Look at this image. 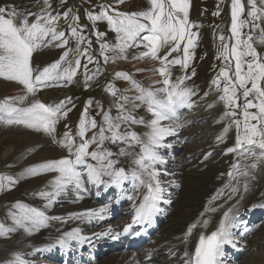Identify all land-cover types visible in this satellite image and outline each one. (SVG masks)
Wrapping results in <instances>:
<instances>
[{
	"label": "rangeland",
	"instance_id": "1",
	"mask_svg": "<svg viewBox=\"0 0 264 264\" xmlns=\"http://www.w3.org/2000/svg\"><path fill=\"white\" fill-rule=\"evenodd\" d=\"M48 2L50 4L48 11H50L52 15H59V19L55 23L57 32H64L65 35L61 39L52 40L51 34H49V36L40 41L41 46L32 54L31 66L33 68V75L35 76L45 67L59 62V67L53 71L54 78L47 81L44 86L38 85V90L35 93H28L24 86L17 82L0 78V80L7 83V86L0 87V103L5 102L7 99L8 103L12 104L14 107L26 108L33 102L39 100L48 106L60 105L61 102H63V107L59 119L55 124V132L52 135L42 130L37 131L29 129L23 125L4 126L0 124V176H11L16 181L10 188L7 187V181H4L5 188L0 190V225H3L5 228L14 229L13 225L11 226V224L8 223V219L4 216L7 212V210H5L7 207H12L10 208L9 215L13 213V215L18 216V214H21V209L17 207L18 202L27 207L37 208L38 206V203L32 199V196L37 192L36 188L40 186L45 177H42L43 174L29 175L24 171L25 167L23 164L25 159L23 156L26 155V152H24L23 146H25L27 135H31V140L34 138L37 141L42 138L44 140H53L52 143L59 149V141L64 139V134L66 132L70 133L75 142L73 145V150L75 152V147L82 142L81 137L78 135V126L85 110H87V119H95L97 124L95 129L91 127L88 128L85 139L91 140L93 135H97V142L100 127L104 125L105 114H109L113 118L117 117L119 114V104L124 105L125 113L130 111L136 119L143 118V120H146L152 116V114L147 111V105L142 101L137 103L130 101L128 88L134 85L133 82H135V85H139L140 88L148 90V86L145 84L143 78V72L147 71V69H131L129 64L131 62H139L144 58L146 61L152 60L154 65H152L153 67L151 70L156 76L158 75L157 77L163 88L168 87V85L163 83L164 79L167 78L172 85H178L180 88L189 89L192 93L190 97L192 100L196 101L204 95L212 96L214 99L216 98L217 102L221 105V116L225 119L226 124L229 128L233 129L237 137V125L235 121L240 120L239 132L243 135L244 105L246 100H252L253 103H257L258 101L255 95L250 94L245 98L243 96V89L238 87L235 105L226 106L225 102L220 99L223 95V88L225 84L228 83V81L221 76L222 69L228 71L232 80H235V60L230 54L231 46L235 44V38L232 36L231 32L232 0H188V25L186 27L189 32L194 34V39L193 45L189 48L188 54L190 59L187 60L186 67L184 66V47L187 45V36L182 41L162 43L157 52L158 57H166V60L162 61L161 59L153 58L151 55L142 56V53L148 52L149 49L146 46L147 42H142L140 39L129 41L128 45L121 51L118 47L120 44V41L117 39L118 34L109 26L107 20H98L93 23L88 18L89 13L93 15L99 14L101 12V6L104 5L110 6L108 9L110 15H114L113 10L125 13L147 11L150 8L149 0H48ZM241 3L243 5V12L240 14L239 20L246 21L247 23H244L240 29V38L243 41L251 36L252 39L249 42L252 43L257 53L261 57H264V14H262V11H264V0H256V7L258 9L257 15L259 17L257 19H253V17L249 16V12L252 10V5L249 3V0H241ZM0 7L6 9V18L8 13L15 11L17 15L14 18V22L19 26L25 18L29 24L35 22L36 16L41 14V9H43L45 5L44 0H0ZM65 12H68L67 17L64 16ZM29 13H32V15H29ZM178 15L183 18V13H178ZM73 17H78V19L74 21ZM141 22L148 23L143 19H141ZM72 27L77 28L79 35L83 37L82 40L71 34ZM147 34L146 32L141 35ZM221 36H223V40H221ZM65 40L67 41L66 44L64 43ZM105 44L108 45L107 49L102 48ZM224 45H228L227 52L223 47ZM240 50H244L243 44H241ZM65 53H67V56L61 60V57L64 56ZM105 56L108 57L107 60H105ZM242 59L250 61L252 58L250 56H245ZM174 60H180L181 63H170V61ZM76 61H79V66H77ZM162 66H166L167 68L169 73L167 77L161 75L158 71ZM68 72L73 73L71 78H69ZM117 73L127 74V78L123 75L118 77L116 75ZM218 78L219 85L217 86L213 84V80ZM100 79H104L101 85H99L101 82L99 81ZM181 79L183 83H180ZM13 84L16 86H13ZM9 85L11 87H8ZM261 86L264 87V81L261 82ZM246 87L250 88L251 82H249ZM110 89H115V95L112 94ZM21 97H23V99H20ZM122 97H128L129 99L128 101H124L121 99ZM134 105L137 106L134 107ZM200 110L202 109H199L196 114L201 117L203 114ZM233 111L236 113L235 116L231 115ZM248 111L256 113L258 109L251 108L248 109ZM65 112L67 115H63ZM184 117H186V115H184ZM200 117L197 120L198 123L196 121L194 122V120L191 121L192 123L188 121L186 129L194 128L196 131L193 134H198V131L205 133L206 129L203 128H207L208 123L205 124V121L200 119ZM250 123L255 124L257 121L252 120ZM137 124L139 126L142 125L140 123ZM196 124H200V126H195ZM129 125L132 124L129 123ZM120 131L130 132L131 128L126 125V123H121ZM13 135L18 138L14 139ZM105 135H110V133L105 132ZM76 137L78 138L77 140H75ZM235 143L236 142L233 144ZM186 146L182 147L183 151L186 150ZM94 147L97 148V143H91L88 150L91 152L95 149ZM120 147L121 142L112 144L110 141H105L103 144V148L110 150L115 157L119 155ZM63 148L64 147H62L63 154L66 153L67 157L74 158V155H69V151L66 147ZM183 151L181 152L179 149L177 154L175 152L173 153L180 155ZM236 151L238 152L237 158L234 155L232 159L229 156L223 155L221 146H217L212 152L209 151L200 154L187 162L188 171L200 169L197 171L200 175L194 181L185 179L181 180V183L188 188L191 182H198L200 186H192L197 192L192 199L195 206L193 211L190 210V212L186 214H190L191 216L194 212L199 210V203L204 197V190L207 185L213 184L221 178H225V182H227L229 186H234V182L231 181L233 176H228L229 168L233 164L242 162L247 168L243 169V172H249L254 170V168H248L253 163H257L255 169L260 166L264 174V159L261 158L259 161L256 159L260 156L261 151L258 147L251 148L250 152H245L242 148ZM233 153L234 151H231L232 155ZM251 153H255V155ZM234 158L236 160L235 162ZM39 159L38 157L31 158L29 164H35L40 161ZM210 159L212 163L207 165V161ZM211 164L213 167H209ZM248 177L251 181L254 180L253 173H250L247 178ZM259 189V194L262 198L264 197V179ZM179 191L180 189L176 192L178 196ZM251 192L252 187H248V191L244 192L245 196L250 195ZM187 198L188 197L185 199ZM39 210L43 211L45 215L49 217L48 211L50 210L48 209L47 211V207L45 208L43 206V208ZM57 210H60V206H55L50 212H56ZM119 219L120 218L116 220ZM54 221V219L49 217L44 226L36 228L31 226L30 221H25L26 227L30 229H25V231L27 233L45 227L49 228L54 224ZM16 226L17 228L7 236H0L1 251H3L5 247H15L18 243L21 230H24L25 227H21L18 224H16ZM162 228H164V226ZM160 231L161 229L158 233H160ZM263 232L264 222L252 238H261ZM142 249H140V251ZM140 251H135L133 254ZM47 259L52 260V257L48 256ZM0 264L10 263L7 259L1 258Z\"/></svg>",
	"mask_w": 264,
	"mask_h": 264
},
{
	"label": "snow or ice",
	"instance_id": "2",
	"mask_svg": "<svg viewBox=\"0 0 264 264\" xmlns=\"http://www.w3.org/2000/svg\"><path fill=\"white\" fill-rule=\"evenodd\" d=\"M149 3L150 8L147 11L125 13L113 10L114 15L109 14L108 9L110 6L104 5L101 6L99 14L93 15L89 13L88 18L93 23L98 20H107L109 26L118 34L117 39L120 41L118 47L121 51L128 45L129 41L140 39L142 42H147L146 46L149 49L148 52L142 53V56L151 55L153 58L161 59L162 61L166 60V57L160 58L157 56L161 44L169 41H182L187 36V45L184 47V66L186 67L187 60L190 59L189 48L193 45L194 39V34L189 32L186 27L188 25V0H149ZM249 3L252 5L249 16L253 17V19L259 18L256 0H249ZM44 5L45 7L41 9V14L36 16L35 22L29 24L25 18L19 26L14 22L17 13L15 11L8 13L6 18V9L0 7V78L23 85L28 93H35L38 90V85L44 86L47 81L52 80L54 78L53 71L59 67V62H56L51 66L45 67L35 76L33 75L31 57L33 52L41 46L40 41L49 36V34H51L52 40L61 39L65 35L64 32H57L55 27L59 15H52L48 11L50 8L48 0H44ZM242 12L243 5L241 0H232L231 32L235 38V44L231 46L230 54L235 60V80H232L228 71L222 69L221 76L228 83L225 84L223 95L220 99L225 102L226 106L235 105L238 87L243 89L245 98L250 94L255 95L257 103H253L252 100H246L244 105L243 135L239 132L241 121H235L237 125L236 148L228 149V151H236L242 148L245 152H250L251 148L258 147L261 151L260 156L256 159L259 161L264 158V87L261 86V82L264 81V57H261L252 43L249 42L252 39L251 36L243 41L240 38V29L244 23H247L239 20ZM178 13H183V18ZM262 14H264V11H262ZM29 15H32V13H29ZM64 16L67 17L68 12H65ZM76 19L78 17H73L74 21ZM141 19L146 20L148 23H142ZM144 32L148 34L142 36L141 34ZM71 34L78 37V39H83L75 27L71 28ZM220 38L221 40L224 39L223 36ZM64 43L66 44L67 41L65 40ZM241 44L244 45L243 51L240 50ZM107 47L108 45L106 44L102 46L103 49H107ZM223 47L227 52L228 45ZM65 56H67V53L61 57V60ZM245 56H250L252 59L245 61L242 59ZM107 59L108 57L105 56V60ZM170 63L179 64L181 61L174 60L170 61ZM76 64L79 66V61H76ZM158 71L165 77L169 75L166 66H162ZM67 74L71 78L73 73L68 72ZM116 75L118 77L123 75L127 78V74L117 73ZM249 82H251L250 88L246 87ZM163 83L168 85V87L153 91L140 88L139 85H135V82H133L140 92V95L135 97V100L146 104L147 111L153 116V119L147 123L149 131L143 133V139L141 134L135 131H120L121 123H145L143 118L136 119L130 111L125 113L123 104L118 105L119 114L117 117L113 118L111 115L105 114L104 125L100 127L98 133V142L97 135H93L91 140L85 139L88 128L95 129L97 127L95 119H87V110H85L78 126V135L81 137L82 142L75 147V152L73 153L75 142L70 133L66 132L64 139L59 141L62 147H66L69 153L74 155V159L65 157L59 160L46 161L25 170L29 175H37L39 172L58 173L54 180L50 182L53 191H41L39 195L51 202L67 186L73 185L78 189L83 188L82 173L79 170L83 166L87 173V180L91 184L97 186H120L131 179L134 183L138 182L140 186L146 188L142 201L135 208L133 223L150 221L152 216L159 211L157 203L162 199V193L164 192L161 181L158 179L159 169L157 168V165H162L164 160L158 155L157 148L167 146L163 144L164 138L175 131L174 128L165 126L161 122L170 119L177 107L190 106L188 101L192 94L189 89L172 85L167 78L164 79ZM180 83H183L182 79ZM213 84L218 86L219 78L213 80ZM110 90L115 95V89ZM159 92H163L164 95L162 97L159 96ZM20 99H23V97ZM121 99L128 101L129 98L122 97ZM136 106L134 105V107ZM62 107L63 102L60 105L48 106L37 100L29 107L17 108L8 103L6 99L5 102L0 103V124L4 126L23 125L29 129L42 130L52 135L55 132V124L59 119ZM251 108L258 109V112H249L248 109ZM63 115H67V113L65 112ZM231 115L235 116L236 113L233 111ZM252 120L257 121V123H250ZM226 131L227 129H225ZM105 132L110 133V135H105ZM105 141H110L112 144L122 142L131 147L138 145V153H127L123 148L119 152L120 155H133L135 157L133 163L137 168L126 171L123 167H115L117 161L111 158L113 153L103 148ZM91 143H97V149L90 152L88 149ZM251 154L255 155V153ZM89 157L96 163H88ZM250 167L256 168L257 163H253ZM239 174L245 177L249 175L248 172ZM229 175L231 176L232 173H229ZM105 177L108 179L106 180ZM4 181H7V187L9 188L16 182L11 176H0V190L5 188ZM243 189L245 192L248 191L247 180L243 185ZM237 191V188L232 189L233 193ZM129 199H132V197H129ZM17 207L21 209V214L16 218V223L21 227H25L26 230L30 229L25 226V221H30L31 226L36 228L44 226L49 219L43 211L37 208L21 205L19 202ZM104 210L103 208L99 212L88 210L86 214L88 216L98 215ZM231 211L230 209L224 213L216 231L211 232L207 236L200 235L199 242L195 248L194 259L190 261V264H218V259L222 254V246L232 243L230 229L235 226V217L230 214ZM53 219L59 218L53 217ZM207 224V220L203 221L205 227ZM195 226H189V234ZM127 230L128 228H125V231ZM12 231L14 229L0 225V236H7ZM84 239V237L79 235V230H74L65 233L57 243L67 245L69 241ZM13 264H17V262H13Z\"/></svg>",
	"mask_w": 264,
	"mask_h": 264
},
{
	"label": "bare ground",
	"instance_id": "3",
	"mask_svg": "<svg viewBox=\"0 0 264 264\" xmlns=\"http://www.w3.org/2000/svg\"><path fill=\"white\" fill-rule=\"evenodd\" d=\"M143 60V62L134 61L129 63L131 69H147V71L143 72L144 77L142 74L141 75L144 78L145 84L148 86V90L156 91L163 89L157 77L158 75L156 76L151 70L153 67L152 65H154L152 60L146 61L145 58ZM1 86H7V83L0 80V87ZM13 86L16 85L13 84ZM8 87L11 86L9 85ZM128 90L130 101L133 103L139 102V100H135V97L140 95L139 89L135 85H132ZM158 95L162 97L164 93L159 92ZM191 96L192 94L190 97ZM190 97L188 101L190 106L184 105L177 107L175 110V112L178 113L177 116L175 114L170 119L161 122L163 125L175 129L173 134L166 136L163 140V144L167 146L157 148L158 155L164 160L162 165H157V168L159 169L158 179L161 181V185L164 188L160 202L162 207L167 211L164 228H160V233L156 235L154 234L155 236L153 237L152 242L144 246L141 251L138 250L140 252L134 254L130 251L111 253L107 256H102V258L100 257L101 259L96 264H143L146 262L149 264H188L190 256L195 251L199 242L200 235H205L211 229H217L225 212H228L231 209L232 211L230 214L234 216L236 213L243 212L249 205L259 210L264 208V198H261L259 194V187H261L264 179V174L262 172L263 169L258 166L257 169L254 168V170L249 171L248 173H253L254 176V180L251 181L249 177L247 178L239 174L243 172V169L246 167L242 162H237L229 168V173H232L233 175L231 181L234 182V186H229L227 182L223 183L224 178H221L213 184L207 185L204 190V197L199 203V210L194 212L191 216L190 214H186L190 212V210L193 211L195 206L192 199L197 192L192 186H200V183L198 182H191L188 188L181 183V180L185 179L194 181L200 175L197 172L200 169L188 171L187 162L200 154L209 151L212 152L217 146H221L223 155L229 156L232 159L234 155L237 158L238 154L237 151H234L235 154L233 153L232 155L231 152L228 151V149L236 148V143L233 144L236 142V136L233 129L229 128L225 119L221 116V105L217 102V99H214L209 95H204L202 98L195 101ZM199 109H202L200 110L203 114L201 117L196 114ZM184 115H186V117H184ZM199 117L205 121V124L208 123V126L206 125L207 128H203L206 129V132L198 131V134H193L196 130L194 128L187 130L186 124L188 121L191 122L192 120L197 122ZM151 119H153V116L144 120L145 123L140 126L137 123L132 124L131 122L129 123L132 125H129L127 122L126 125L131 128V131L141 134V138L143 139V133L149 131L147 123ZM195 126H200V124H196ZM225 129H227L226 132ZM30 136L31 135H27L26 139L24 138L25 146H23V150L26 152V155H24L25 157L23 156L25 159L23 166L25 167V170L32 166L40 165L46 161L59 160L67 157L66 153L63 154L60 143H58L60 148L57 149L52 143L53 140H44L43 138L39 141L35 140V138L31 140L32 137ZM13 137L14 139L18 138L15 135H13ZM77 139L78 138L76 137L75 140ZM181 146H186V150L183 151V153L177 155L176 158H173L175 160L168 158V154H172L175 148ZM120 148H123L127 153L139 152L138 145L131 147L128 144L121 142ZM96 149L97 148L93 150ZM69 155L73 156L72 153H69ZM34 157L40 158V161L35 164H29L30 159ZM111 158L117 161V164L115 165L117 168L123 167L126 171L137 168L133 163L135 157L131 154H119L116 155V157L112 156ZM88 163L94 164L96 162L89 157ZM210 163H212L211 159L207 161V165ZM234 166L237 167L234 168ZM209 167H213V165L211 164ZM248 169H251V167ZM79 170L82 173L83 188L78 189L73 185L67 186L65 190L51 202H49L48 199L41 197L39 193L41 191H53L50 182L54 180L58 173L39 172V174H43L42 177H45V179L40 186L36 188L37 192L32 196V199L38 203L37 209L43 208L44 206L45 208L47 207V211L48 209L52 211L55 206H60V210H57L58 212L56 211L57 213L55 211V213L48 211L50 218L53 219V217H58L59 219H54V224L49 228L45 227L27 233L25 231L26 228L21 230L20 239L15 247H5L3 251L0 250V259L5 258L10 264H13V262H17V264H55L54 262H51V259L48 260L47 257H52V255L58 254L62 261H66L67 254L65 250L72 249L73 253L77 254L78 251H81L85 246L95 247L101 243L106 244L130 223L131 219L126 217H122L119 220H111L105 211L92 216L86 214L88 210L99 212L102 208L100 204L102 197L106 195L108 189L110 190L112 188L110 186H97L89 183L87 180V173L83 166H81ZM229 173L228 176L232 177ZM105 179L107 180L108 178L105 177ZM129 180L132 181L131 179ZM246 180L248 182V187H252V192L250 195L245 196L243 185ZM123 184H126V181ZM177 185H179L180 189L179 196L176 192H173V187ZM233 188H237L238 191L233 193ZM144 191V187L138 184L136 192L125 207L129 208L131 205H136L142 198ZM186 197L188 198L185 199ZM10 208L12 207H7L5 209L7 212L4 216L8 219V223L11 224V226L13 225V228L16 229V218H18L20 214L16 216L13 215L11 211L12 215H9ZM205 220L208 221L206 227L203 225V221ZM190 225L196 226L189 234L188 229ZM74 230H79V235L85 239L80 241L72 240L69 241L67 245L57 243L65 233ZM103 250L108 251L109 249ZM173 252H177V254L174 258H171ZM237 264H264V232L261 238H251L247 242L245 247V258L237 262Z\"/></svg>",
	"mask_w": 264,
	"mask_h": 264
}]
</instances>
